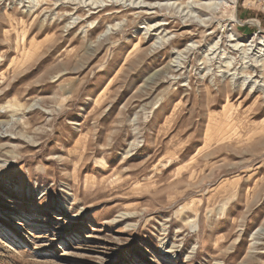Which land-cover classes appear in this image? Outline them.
<instances>
[{"label": "rangeland", "instance_id": "374dc122", "mask_svg": "<svg viewBox=\"0 0 264 264\" xmlns=\"http://www.w3.org/2000/svg\"><path fill=\"white\" fill-rule=\"evenodd\" d=\"M258 13L0 0V264H264Z\"/></svg>", "mask_w": 264, "mask_h": 264}, {"label": "bare ground", "instance_id": "6f19581e", "mask_svg": "<svg viewBox=\"0 0 264 264\" xmlns=\"http://www.w3.org/2000/svg\"><path fill=\"white\" fill-rule=\"evenodd\" d=\"M89 2V1H88ZM141 2V1H140ZM139 2V3H140ZM143 3V2H142ZM138 4V3H137ZM235 4V3H234ZM133 5H134V3H133ZM144 5V4H143ZM236 5V4H235ZM142 6V5H141ZM79 7H81V6H78L77 8H79ZM160 25H162V24H160ZM159 24H158V26H160ZM150 27V26H149ZM148 29H150V28H148ZM235 46H237V45H233V48L235 47ZM232 48V47H231ZM218 49V48H217ZM217 49H214V51L213 52H211V54H213ZM224 49H225V47H224ZM235 50V49H234ZM247 50V49H246ZM245 50V51H246ZM254 55V54H253ZM252 55V56H253ZM256 55V54H255ZM221 56V55H220ZM224 57V56H223ZM222 58V56L221 57H215V59L217 60V59H221ZM214 59V57L212 56V57H208V58H204V60H203V63L205 64V65H213L214 63V61L216 62V60H213ZM253 59V58H252ZM254 60V59H253ZM220 63V62H219ZM249 63V62H248ZM256 63H257V61L255 60V61H253L250 65H249V67H251L252 69H255L256 70V68L258 67L257 65H256ZM180 65V64H179ZM221 66H222V64H220ZM226 70H225V72L227 71V72H229V70H233V68L234 67H231L230 68V63L228 62L227 64H226ZM263 68H264V64H263ZM264 70V69H263ZM232 74H236V72L235 73H232ZM250 74H251V72H250ZM248 76V75H247ZM250 76V75H249ZM262 77V76H261ZM258 83V82H257ZM257 85H259V84H257Z\"/></svg>", "mask_w": 264, "mask_h": 264}, {"label": "trees", "instance_id": "16d2710c", "mask_svg": "<svg viewBox=\"0 0 264 264\" xmlns=\"http://www.w3.org/2000/svg\"><path fill=\"white\" fill-rule=\"evenodd\" d=\"M248 12V11H247ZM251 12H249V16L251 15V14H253V13H251ZM248 14V13H247ZM258 16H260L261 18H263L264 16L262 15V14H260V13H258Z\"/></svg>", "mask_w": 264, "mask_h": 264}]
</instances>
